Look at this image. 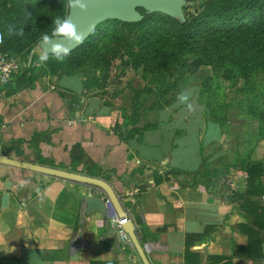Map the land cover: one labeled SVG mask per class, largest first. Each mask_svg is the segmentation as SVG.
I'll return each instance as SVG.
<instances>
[{
	"label": "crops",
	"instance_id": "obj_1",
	"mask_svg": "<svg viewBox=\"0 0 264 264\" xmlns=\"http://www.w3.org/2000/svg\"><path fill=\"white\" fill-rule=\"evenodd\" d=\"M63 76L70 75L37 76L15 93L0 87L2 155L107 179L151 264H264V257L236 250L248 243L239 226L250 220L228 194L242 189L240 177L247 175L233 165L242 158L237 153L233 160L227 146L215 150L226 134L203 104L131 133L119 110L100 103L101 94L87 90L83 77L70 87L59 82ZM142 137L152 148H167L145 154L135 143ZM257 153L248 154L264 158V150ZM221 163L228 181H209L225 172L216 169ZM86 192L77 182L0 164L1 264H142L111 224L114 213L83 211ZM252 200L264 205V193Z\"/></svg>",
	"mask_w": 264,
	"mask_h": 264
},
{
	"label": "trees",
	"instance_id": "obj_2",
	"mask_svg": "<svg viewBox=\"0 0 264 264\" xmlns=\"http://www.w3.org/2000/svg\"><path fill=\"white\" fill-rule=\"evenodd\" d=\"M138 10L143 14L139 21L110 19L100 22L80 45L71 50L64 62H57L49 54L50 59L41 65L38 54L33 53L27 65L32 48L44 34L51 32L52 20L67 16V0H0V36L3 37L0 53L21 60L12 81L4 85L8 87L5 94L30 86L37 76L76 74L83 77V86L87 90L99 87L101 92L98 94L103 96L107 94L111 67L119 60L123 69L140 71L146 80L132 96L134 112L130 119L134 126L129 131L134 133L140 130L135 125L143 104L140 99L153 94L155 102L150 108L157 111L175 105L176 93L185 89L188 77L205 66L233 91L228 101H218L212 98L218 95L217 87L211 85L212 75L205 78L197 102L205 106L209 121L223 132L227 109L238 101L259 121V131L263 134L264 0H186L184 21L160 12ZM90 67L92 70L87 72ZM96 70L100 76L96 75ZM152 86L156 87L155 90ZM256 96L260 98V108ZM149 127H155V124H146L142 129ZM233 165L247 176L244 187L232 190L228 195L248 211L250 220V225L239 226L248 236V243L236 246V250L243 256L261 258L264 257L261 251L264 205L252 197L264 193V158L251 159L247 154ZM167 172L195 176L199 170L171 169ZM223 264H230V260Z\"/></svg>",
	"mask_w": 264,
	"mask_h": 264
},
{
	"label": "rangeland",
	"instance_id": "obj_3",
	"mask_svg": "<svg viewBox=\"0 0 264 264\" xmlns=\"http://www.w3.org/2000/svg\"><path fill=\"white\" fill-rule=\"evenodd\" d=\"M32 50L33 53L38 54V56L42 53L39 50V48L36 47V45L32 48ZM29 56L30 53L27 56V60ZM91 70L92 68L90 67V70H87V72H90ZM95 73L97 76H100L98 70H96ZM211 75L213 79L211 85L214 88L217 87L218 90V95L212 98H216L218 101H221L222 99L223 101H228L230 98H232L233 96L232 89L230 87H226V85L223 82H221L219 77L213 76L212 71L209 67L202 66L196 73L188 77L185 89L181 91V92H186L189 95V99L186 102L182 103L178 100V95L181 93L178 92L176 93L177 102L175 103V105L164 108V111L157 116V110L150 108V105L155 102V97L153 94H149L145 99H140V101H143L142 102L143 104L138 110L140 116L135 125L138 128H140V130H143L142 128L144 125L146 126V124L150 126L152 123L155 124V121H157V124L158 123L163 124L162 122L164 121H165L164 123L167 122L171 123V121L169 120L170 118L168 116L170 115L176 116L178 112L183 113L185 111L187 112H190L191 110L193 111L194 108H196L195 103H198L197 95L199 96V93L201 91L200 90L201 85L206 81L205 78ZM109 76L110 77L108 78V84L106 86L107 94L101 96L102 99L100 103H103L104 101L110 103L112 110L114 109L119 110L117 111V113L121 115L122 120L125 122V124H129L130 128H133L134 125L130 119L131 114L134 112V101L132 99V96L136 90L141 89L145 85L146 80H144L141 77L140 71H134L128 67L123 69L119 60H116L112 65L111 70L109 72ZM81 77L82 76L76 74L67 77L63 76L59 79V82L67 84L68 86L72 87L77 83V81ZM241 83L242 81L239 82V85ZM152 88L155 90L156 87L152 86ZM90 90H92L91 91L92 94H97L99 91L101 92L99 87H92L90 88ZM259 100L260 98L256 96L255 101L257 102L256 104L258 105H259ZM178 104L181 105L178 106ZM198 105L201 106L202 103H198ZM226 113H227V119H226L227 123L226 126H224L223 128L224 129L223 132L224 134H226V136L223 138V141L219 143V146L215 147V150L218 148H222L223 146L225 147L227 146L226 151L228 150L227 154H229L227 155V157L228 159L233 158V160L236 158V153L238 154L237 156L244 157L246 154L249 153V151L250 154L252 155L253 150L254 151L259 150V153L257 154L258 156H260L262 151L264 150L263 148L264 128L262 134L259 131V121L256 118H253L251 115H249L246 106L238 101L233 102L232 105L227 109ZM143 140L145 141L144 137L140 138L137 141L136 140L134 141H136L135 142L136 144L139 141L141 142V143L139 142L140 144L138 145L145 154L146 153L153 154V153L161 152L166 150L167 148V145L164 144H159L157 147L152 148L153 147L152 143L145 144ZM209 150L211 152V149ZM231 153L234 154L232 158L230 155ZM224 159L228 160L227 158H225V156ZM222 164L223 163L217 166L216 169L223 170ZM223 171L225 172H221L219 173V175L213 174L209 176L208 178L209 181L211 180L213 182L219 181V183H221V180L226 181L228 177L227 175H225L227 173L225 167ZM240 178H242L240 180H243L242 183L240 181V184H242L243 187L245 184V178L243 177Z\"/></svg>",
	"mask_w": 264,
	"mask_h": 264
},
{
	"label": "water",
	"instance_id": "obj_4",
	"mask_svg": "<svg viewBox=\"0 0 264 264\" xmlns=\"http://www.w3.org/2000/svg\"><path fill=\"white\" fill-rule=\"evenodd\" d=\"M185 4L186 0H88L86 12H81L75 7L72 9L68 7L67 16L70 15L78 29L84 33L83 42L90 32L102 21L116 19L124 22H134L141 20L143 14L140 13L138 8H143L146 13L160 12L184 21L185 13L183 7ZM59 42L66 43L65 41ZM78 45H71V50ZM36 47L41 52H51L50 46L45 44L42 39L36 44ZM32 55L33 50L30 52L27 65L30 64ZM0 164L83 184L87 187L86 195L81 198L83 211L85 213L98 211L104 217L114 213L118 218L126 219L122 224L123 231L127 234L142 264H151L139 242L133 221L128 216L119 196L107 179L16 159L2 155L1 153Z\"/></svg>",
	"mask_w": 264,
	"mask_h": 264
},
{
	"label": "clouds",
	"instance_id": "obj_5",
	"mask_svg": "<svg viewBox=\"0 0 264 264\" xmlns=\"http://www.w3.org/2000/svg\"><path fill=\"white\" fill-rule=\"evenodd\" d=\"M68 7L78 8L81 12H86L88 9V0H67ZM53 28L50 33H46L42 36V41L49 45L51 52L45 51L39 55L38 62L41 65L46 64L51 58H54L57 62H64V60L71 53V45H78L84 39V33L80 31L73 22L70 15L66 17H56L52 20ZM11 34V30L9 32ZM58 38V39H57ZM59 41H65L62 43ZM3 42V37L0 36V43ZM189 99V95L186 92H181L178 95V100L182 103Z\"/></svg>",
	"mask_w": 264,
	"mask_h": 264
},
{
	"label": "built area",
	"instance_id": "obj_6",
	"mask_svg": "<svg viewBox=\"0 0 264 264\" xmlns=\"http://www.w3.org/2000/svg\"><path fill=\"white\" fill-rule=\"evenodd\" d=\"M21 66V60L19 57L9 55L8 53H0V86L6 85L12 75L19 70ZM4 123L0 121V127H3ZM126 219H120L115 216L111 220V224L116 228L117 232L122 238L128 239L127 234L122 229V224Z\"/></svg>",
	"mask_w": 264,
	"mask_h": 264
}]
</instances>
